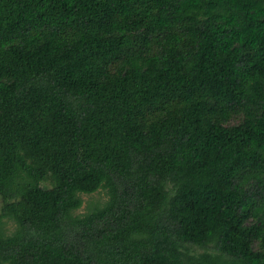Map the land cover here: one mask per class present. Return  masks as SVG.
I'll return each mask as SVG.
<instances>
[{
	"label": "trees",
	"instance_id": "1",
	"mask_svg": "<svg viewBox=\"0 0 264 264\" xmlns=\"http://www.w3.org/2000/svg\"><path fill=\"white\" fill-rule=\"evenodd\" d=\"M0 197V264H264V0H0Z\"/></svg>",
	"mask_w": 264,
	"mask_h": 264
},
{
	"label": "rangeland",
	"instance_id": "2",
	"mask_svg": "<svg viewBox=\"0 0 264 264\" xmlns=\"http://www.w3.org/2000/svg\"><path fill=\"white\" fill-rule=\"evenodd\" d=\"M84 200H85V204L84 206L78 211V213H85L87 212V207H88V203H98V202H104L106 199H107V194L104 190H100L99 192L91 195V196H87V195H84ZM2 207H3V202H2V199L0 197V214L2 212ZM12 227V226H11Z\"/></svg>",
	"mask_w": 264,
	"mask_h": 264
}]
</instances>
